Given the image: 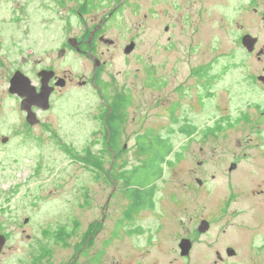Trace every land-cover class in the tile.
Wrapping results in <instances>:
<instances>
[{"label":"rangeland","instance_id":"rangeland-1","mask_svg":"<svg viewBox=\"0 0 264 264\" xmlns=\"http://www.w3.org/2000/svg\"><path fill=\"white\" fill-rule=\"evenodd\" d=\"M262 1L254 0V7L263 10ZM227 3L221 0L215 22L202 30L194 33L187 25L167 34L161 29L155 37L147 35L152 45H141L135 56L115 55L103 81L112 86L110 101L119 97L127 102L122 129L133 138L119 142L114 153L101 137L103 116L98 114L105 105L93 86L59 92L56 109L44 115L51 124L26 137L18 102L7 95L9 83L0 76V134L14 137L0 149V235L7 238L0 264H136L135 257L145 250L138 248L143 239L136 238L135 227L155 229L157 217L149 214L145 224L138 222L134 216L139 207L134 205L128 211L132 221L122 217L128 200L137 199L129 186L156 183L160 168L169 167L167 160L175 155V165L165 170L167 179L158 182L155 196L162 198L167 190L186 198L198 196L192 188L178 192L182 183L176 187V181H169L171 170L180 172L188 164L179 169L183 163L176 153L167 157L188 144L195 150L203 147L204 159H211L197 173L209 183L202 197L233 199L231 205L239 213L230 228L247 233L251 193L264 191V83L259 80L264 63L247 52L242 38L258 36L259 48L264 49V22L253 19L251 12L244 16L241 0ZM149 9L142 6L138 20H144ZM167 24L163 21L162 27ZM70 66L82 70L84 62L79 58L63 63L64 68ZM187 118L204 128L219 119L233 127L223 123L227 128L218 138L187 144L178 132ZM237 161L239 171L230 173V164ZM179 176L187 181L185 174ZM193 186L198 188L196 182ZM238 188L243 195H235ZM110 197V231L99 233L95 223L103 225L101 206ZM119 219L121 230L108 237ZM161 254L156 249L148 260L139 261L150 262ZM242 264H251L248 256Z\"/></svg>","mask_w":264,"mask_h":264},{"label":"flooded vegetation","instance_id":"flooded-vegetation-1","mask_svg":"<svg viewBox=\"0 0 264 264\" xmlns=\"http://www.w3.org/2000/svg\"><path fill=\"white\" fill-rule=\"evenodd\" d=\"M230 2L232 0H228ZM262 4L264 6V0ZM142 6L149 7V13L144 14V20H138ZM220 7L221 0H0V76H5L9 83L5 89L7 95L18 102L21 132L29 137L36 129L51 124L44 120V115L56 109L54 98L59 92H68L77 89V86H93L92 90L99 94L105 105V110L98 114L103 116L102 140L107 142L110 152H116L118 147L115 151L113 148L121 141L131 140L133 135H126L122 129L127 124L124 121L128 116L124 110L126 103L119 97L110 101L109 89L112 86L110 81H103L115 55L135 56L141 45L151 44L153 39L147 35L155 37L161 29L167 34L170 29L182 30L187 25L193 28L194 33L202 30L215 22ZM240 7L244 16L251 12L253 19L256 17L257 21L264 22V9H256L254 0H241ZM163 21L169 24L162 27ZM247 35L251 34L243 36L242 44ZM251 36L258 38L251 55H256L258 62L264 63V49L259 48L260 39ZM261 52L263 54L259 56ZM79 58L84 62L82 70L63 67L64 62H76ZM117 107H121L122 111ZM29 117L34 124L29 122ZM223 123L233 127L231 122L219 119L204 128L187 118L178 132L187 144L196 140L204 143L218 138L226 130ZM172 133L169 131L168 135ZM13 139L9 134H0V149L10 145ZM174 153L179 163H183L178 166L179 169L188 166L180 172L171 170L169 181H176V187L182 183L176 188L178 192L183 194L186 192L183 188H192L198 196L186 198L169 190L162 198L155 196L158 182L167 179L165 170L175 165V155L174 159H168ZM204 157L203 147L195 150L188 144L182 150H172L167 157L171 165L162 168L158 181L148 184L139 198L128 200L126 206L129 208L121 214L125 220L132 221L133 216H128V211H132L133 205L139 207L134 216L138 217V222L145 224L149 214L157 217L155 229H143L140 225L135 227L134 235L143 239V245L138 248L142 252L141 247L145 250V256L135 257L136 264H242L247 256L251 264H264V201L261 200L264 191H252L254 202L247 211L248 231L238 234L230 228L239 213V209L231 205L233 199L221 202L214 197H202L209 183L197 173L211 160ZM238 162L230 164L236 167L230 173L239 171ZM115 164L116 160H113L112 169ZM180 174H185L186 182ZM194 182L198 188H194ZM147 194H152V197L142 196ZM241 194L244 191L238 188L235 195ZM113 200L110 197L101 206L103 225L100 227L101 221L95 223L99 233L106 229L105 232L110 231L107 219ZM110 213L113 211L110 210ZM122 226L123 222L119 219L107 236L118 234ZM156 249L162 250L159 258L140 263L141 259L148 260Z\"/></svg>","mask_w":264,"mask_h":264},{"label":"water","instance_id":"water-1","mask_svg":"<svg viewBox=\"0 0 264 264\" xmlns=\"http://www.w3.org/2000/svg\"><path fill=\"white\" fill-rule=\"evenodd\" d=\"M258 42V38L253 37L251 35H247L244 37L243 39V46L247 49V51L249 53H253L255 51V46ZM263 54V52L259 53V56H261ZM260 81L264 82V77H260L259 78ZM12 93H15V91H12ZM49 107H46V109H48ZM29 122L31 124H34L30 121V117H29ZM235 165H233L230 169V171H232L233 169H235ZM29 222V219L25 220V223L27 224ZM7 243V238L4 235H0V254L2 253L3 249L5 248Z\"/></svg>","mask_w":264,"mask_h":264},{"label":"trees","instance_id":"trees-1","mask_svg":"<svg viewBox=\"0 0 264 264\" xmlns=\"http://www.w3.org/2000/svg\"><path fill=\"white\" fill-rule=\"evenodd\" d=\"M125 103L127 104V102H125ZM161 164L164 165L165 164V160ZM157 166L160 167V165H157ZM160 170L162 171L163 169L160 168ZM160 175H161V172H160V174L157 177L159 178ZM123 177H124V175H123ZM135 177H137V176H135ZM127 178H130V177H127ZM130 180H132V179L130 178ZM147 185H148V183H146V182L145 183H141L140 182L138 185H133V186L130 185L129 188H130L131 193H134L133 196H136L137 198H139V196L141 194H143V192L146 190ZM142 196L152 197V194H147V195H142Z\"/></svg>","mask_w":264,"mask_h":264}]
</instances>
